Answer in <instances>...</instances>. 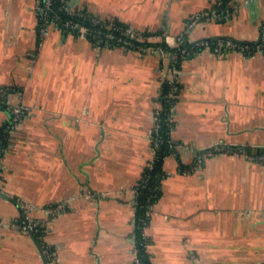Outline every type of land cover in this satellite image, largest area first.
I'll list each match as a JSON object with an SVG mask.
<instances>
[{
    "label": "crops",
    "instance_id": "1",
    "mask_svg": "<svg viewBox=\"0 0 264 264\" xmlns=\"http://www.w3.org/2000/svg\"><path fill=\"white\" fill-rule=\"evenodd\" d=\"M219 1L68 0L186 38L170 132L180 146L163 157L160 196L144 227L153 264H264V162L246 156L264 151V49L188 48L222 35L256 40L264 0H229L238 11L191 22ZM34 5L0 0V126L8 118L3 103L27 108L1 160L0 215L40 219L56 264H133L131 188L151 156L159 67L167 60L95 48L54 27L41 38ZM216 144L224 150L180 172ZM14 198L28 204L25 214ZM57 202L66 209L46 216L42 208ZM0 264H42L32 235L0 227Z\"/></svg>",
    "mask_w": 264,
    "mask_h": 264
},
{
    "label": "built area",
    "instance_id": "2",
    "mask_svg": "<svg viewBox=\"0 0 264 264\" xmlns=\"http://www.w3.org/2000/svg\"><path fill=\"white\" fill-rule=\"evenodd\" d=\"M223 3L220 0L215 7L211 10H206L201 13L193 15L191 22L197 21L201 15L209 14L217 18L222 16H229L233 12L238 11L239 6H232L230 3L222 7ZM35 12L37 14V31L38 35L43 38L47 36L52 27L57 28L63 32H71L78 36L87 38L95 48L100 47H121L125 50L133 51L139 55L152 54L158 55L162 59L167 60L165 65L159 67V90L157 94L158 105L153 111V127L150 132L151 141V156L146 162V166L152 167L154 160L158 157L159 144L167 142L168 148L171 152H175L176 148L180 146L170 136H164L165 133L171 132L173 122V111L177 99V89L180 81V68L181 61L186 57L187 50L185 49L186 38L183 32L175 35H170L166 32H159L150 29H137L129 25L126 22H122L112 16H102L98 13H93L86 10L83 7H72L68 0H35ZM263 34V33H262ZM158 37V40H154ZM263 36H261L260 41ZM215 43L207 40H198L196 45L209 46L213 48L214 52L221 53L229 50H236L244 52L250 48V45H254V50L261 49L260 41L257 44H238L225 39H215ZM5 89H0V96H3ZM8 118L5 121L3 131H5L11 139L16 124L20 120L21 115L27 112V108L21 105H8ZM243 149V148H242ZM240 149V150H242ZM224 150V146L216 144L215 146L198 153L194 164L192 166L180 167L179 170L182 173H188L196 169L203 158L206 156H212L220 153ZM7 151L2 145L0 140V176L2 173L1 160L4 153ZM247 159L249 161H262L264 162V151L260 153L246 152ZM131 188L132 200L131 205L133 208L132 225L134 226V210L136 204L137 184ZM103 193V192H101ZM87 196L95 195L96 192H86ZM15 204L20 208L23 214L28 210V204L19 198L13 199ZM66 202H57L46 204L42 210L45 215L52 217L55 214L66 209ZM151 205L149 209L151 211ZM149 211V213H150ZM15 226L18 229L28 232L35 239L39 247L40 257L42 264H56L53 250H50L49 244H47L42 237L43 229L40 219H27L22 215L17 219H8L0 215V227ZM41 228V235L38 239L35 237L34 232H37ZM135 249V246H134ZM136 252V249H135ZM133 264H139L137 256L134 259Z\"/></svg>",
    "mask_w": 264,
    "mask_h": 264
},
{
    "label": "trees",
    "instance_id": "3",
    "mask_svg": "<svg viewBox=\"0 0 264 264\" xmlns=\"http://www.w3.org/2000/svg\"><path fill=\"white\" fill-rule=\"evenodd\" d=\"M222 1L223 3L221 5V9L226 4V1L229 2V0H222ZM262 36L263 38L260 41V43H261V49H264V32ZM210 42H213L212 46L215 43L214 40ZM253 46L254 45H250V48L245 50L244 52L247 53L249 51H255L252 48ZM2 106L7 109V104L3 103ZM23 114L21 115V117L23 116ZM4 124L5 122H3L2 125L0 126V140H1V145L5 149H8L10 145L8 139L9 135L5 131H3ZM163 134L164 136H170L169 130L168 133H165V126H164ZM168 153H171V149L168 148L167 142L164 141L160 143L158 148V157H156V159L154 160L151 168H149L145 164L142 170L141 177L138 180L139 183L137 184L136 204L134 210L135 222H134L132 234H133L134 246L136 249V256L139 260V264H153L151 262L150 252L147 248V245L149 243V238L144 233V227L148 223L150 217L149 205L153 204L160 196V192H161L160 180L164 175L162 169V160L163 157ZM41 232H42L41 228L37 232H34V235L38 239V241H39L38 236L41 235ZM49 248L50 250H53L52 246H49Z\"/></svg>",
    "mask_w": 264,
    "mask_h": 264
},
{
    "label": "water",
    "instance_id": "4",
    "mask_svg": "<svg viewBox=\"0 0 264 264\" xmlns=\"http://www.w3.org/2000/svg\"><path fill=\"white\" fill-rule=\"evenodd\" d=\"M263 32H264V28L262 30H260V32L258 34V37L256 38V40H253V41H244V40H241V39H236V38H233V37H230V36H224V35L216 36L215 39H225V40H229V41H232V42L238 43V44H244V43H246V44H257L260 41V38H261ZM198 40H194V41L189 42V44H188L189 47L188 48L193 46L196 43V41H198ZM32 238L36 242V239L33 236H32ZM36 244H37V242H36ZM37 246H38V244H37Z\"/></svg>",
    "mask_w": 264,
    "mask_h": 264
}]
</instances>
